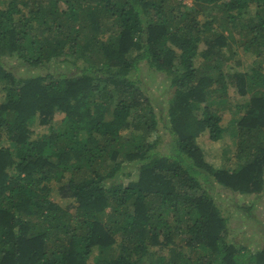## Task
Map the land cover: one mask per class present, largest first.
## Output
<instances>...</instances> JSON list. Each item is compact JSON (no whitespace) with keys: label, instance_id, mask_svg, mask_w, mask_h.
Listing matches in <instances>:
<instances>
[{"label":"trees","instance_id":"16d2710c","mask_svg":"<svg viewBox=\"0 0 264 264\" xmlns=\"http://www.w3.org/2000/svg\"><path fill=\"white\" fill-rule=\"evenodd\" d=\"M190 3L0 0V264H264L215 202L264 197V0ZM139 65L174 89L163 107ZM225 111L228 170L196 143L223 139Z\"/></svg>","mask_w":264,"mask_h":264},{"label":"rangeland","instance_id":"374dc122","mask_svg":"<svg viewBox=\"0 0 264 264\" xmlns=\"http://www.w3.org/2000/svg\"><path fill=\"white\" fill-rule=\"evenodd\" d=\"M184 3H186L188 6H190V0H184ZM240 26H236L233 30L234 33H238L240 31ZM240 33H244L243 31H240ZM238 59L242 60L241 68H246L248 63L252 62V57H246L244 54L239 52L237 55ZM233 60V59H232ZM11 64V62H10ZM51 69L55 67V64L50 66ZM61 71H63L64 68H61ZM59 69V70H60ZM58 70V71H59ZM34 75V72H28V71H22L18 70L15 72L16 77H24L25 75ZM133 79H137L140 81L141 85L146 88L147 90H151L152 92L158 93L157 97L161 99V104L163 102H166L167 99L171 98L174 92L173 88H167L168 81L160 76V74H157L150 69H148L144 65H139V68L137 71H135L132 75ZM230 89H232L230 87ZM163 92V93H162ZM229 96L231 99H235L237 96L235 95V92L232 90L229 91ZM2 97V94L0 92V98ZM161 97V98H160ZM163 100V102H162ZM164 109L162 115L166 113V103H164ZM163 107V104H162ZM238 120V115H235L231 111H225L223 113V120H222V126L224 127L225 133L223 136V139L219 142H211L207 136L206 133H202L199 135L196 139V143L198 148L201 150L204 156L205 162L217 167V168H225V169H231L235 166V146H236V121ZM61 116H56V118L53 121L52 127H58L60 126ZM160 129V128H159ZM48 131V127L46 126H40L35 124L31 127V139H34L38 137L39 135H42L43 133H46ZM163 129L159 130L157 134L163 133ZM123 135H126V133H123ZM155 138V136H153ZM159 152H165L164 148L158 149ZM131 171L130 169H126L124 172ZM135 177V176H134ZM52 200H55V202L58 203V205L64 209H66V205L68 204L67 201H61L59 199H55L52 197ZM215 202L217 206L220 208V211H222L225 214V217L228 218V225L230 228V238L236 239L238 236L240 237V241L244 243L245 245H248L249 248L256 247L258 245V242L264 241V234L258 235L252 230H249L244 226V218L241 215L240 210L238 209V206L245 205V204H254V212L253 216L256 221H259L260 223L264 224V197L256 199L254 196H236L231 197L226 194H221L216 196ZM72 211V210H70Z\"/></svg>","mask_w":264,"mask_h":264},{"label":"built area","instance_id":"2783aa9c","mask_svg":"<svg viewBox=\"0 0 264 264\" xmlns=\"http://www.w3.org/2000/svg\"><path fill=\"white\" fill-rule=\"evenodd\" d=\"M181 1H184V0H181Z\"/></svg>","mask_w":264,"mask_h":264}]
</instances>
